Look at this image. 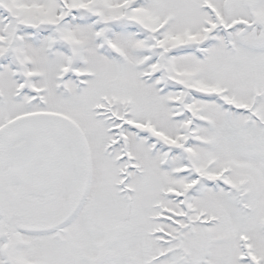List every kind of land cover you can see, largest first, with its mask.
Segmentation results:
<instances>
[{
	"label": "snow or ice",
	"instance_id": "6c2138e0",
	"mask_svg": "<svg viewBox=\"0 0 264 264\" xmlns=\"http://www.w3.org/2000/svg\"><path fill=\"white\" fill-rule=\"evenodd\" d=\"M0 264H264V0H0Z\"/></svg>",
	"mask_w": 264,
	"mask_h": 264
}]
</instances>
